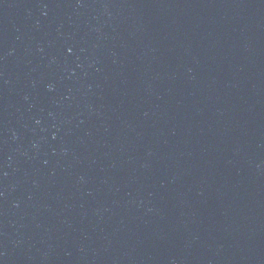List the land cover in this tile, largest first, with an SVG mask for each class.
I'll return each instance as SVG.
<instances>
[{"label": "water", "instance_id": "water-1", "mask_svg": "<svg viewBox=\"0 0 264 264\" xmlns=\"http://www.w3.org/2000/svg\"><path fill=\"white\" fill-rule=\"evenodd\" d=\"M0 264H264V0H0Z\"/></svg>", "mask_w": 264, "mask_h": 264}]
</instances>
